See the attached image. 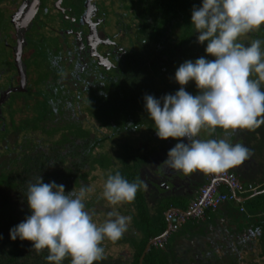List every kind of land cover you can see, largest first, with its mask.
Here are the masks:
<instances>
[{
    "label": "flooded vegetation",
    "instance_id": "af4514ba",
    "mask_svg": "<svg viewBox=\"0 0 264 264\" xmlns=\"http://www.w3.org/2000/svg\"><path fill=\"white\" fill-rule=\"evenodd\" d=\"M194 3L199 7L202 0ZM0 20V179L9 171L19 174L18 189L0 182V195L9 200L10 191L18 194L24 206L20 215L28 209L23 196L29 183L42 177L32 172L57 174L55 183L63 184L67 193L79 190L82 180L77 173H64L79 168L88 173L91 187L95 179L90 178V164L101 144L104 154L124 143L125 132L141 136L154 129L143 97L174 94L180 88L174 79L180 64L202 56L211 59L205 53L207 42L197 43L191 20L169 15L161 22L155 0H39L34 10L29 0H0ZM155 25L157 33L150 36L147 32ZM53 37L58 46L46 41ZM253 39L264 41V25L240 38L246 44ZM184 87L193 95L199 92L193 81ZM28 166L31 175L22 181ZM67 179L78 185L68 186ZM101 201L109 207L101 208V217L109 219L113 206ZM85 209L93 214L92 206L85 204ZM115 210L124 215L120 205ZM170 233L166 222V230L149 240L169 264H180L174 255L184 252V264H264V255H257L260 245H254V252L242 236L236 247L230 241L223 246L221 238V245L210 241L206 252L207 246L198 241L189 251L191 239L176 244Z\"/></svg>",
    "mask_w": 264,
    "mask_h": 264
},
{
    "label": "clouds",
    "instance_id": "9594fccd",
    "mask_svg": "<svg viewBox=\"0 0 264 264\" xmlns=\"http://www.w3.org/2000/svg\"><path fill=\"white\" fill-rule=\"evenodd\" d=\"M264 25V0H202L191 11L196 41L206 43L205 57L186 60L176 69L180 88L157 99L145 95L144 107L161 140L185 138L167 153L161 165L189 175L220 173L243 163L251 151L228 137L236 130L255 131L264 125V41L246 44L240 38ZM193 81L198 94L185 90ZM219 128L224 138H202ZM142 182H129L119 171L107 175L100 197L110 206L131 203ZM94 189L81 186L65 192L63 184L29 183L26 191L31 215L10 229V239L30 241L37 252L47 249L50 264H94L105 259L102 243L119 241L127 232L130 216L113 208L109 219L98 224L85 210Z\"/></svg>",
    "mask_w": 264,
    "mask_h": 264
},
{
    "label": "crops",
    "instance_id": "0c3cea01",
    "mask_svg": "<svg viewBox=\"0 0 264 264\" xmlns=\"http://www.w3.org/2000/svg\"><path fill=\"white\" fill-rule=\"evenodd\" d=\"M154 132L156 131L151 129L150 132L144 133L141 136L125 132L123 137L126 144L123 143V147H125V151L128 154L119 155L118 149L113 151L110 149L109 156L111 160L114 161L115 158L120 159L119 163L118 161L113 162L115 163L114 171H119L123 175L127 171V165L130 166L133 164L136 167L139 182H142L140 196L135 198L131 203L120 205L123 208L124 215L131 217V222L127 232L117 241L119 244H116V255L121 253L123 249L121 255H124V252L127 253L125 255H128L129 251L132 250L131 242L133 239L138 241L146 232L145 227L149 223L145 225V222H142L139 225L142 212L151 223L162 207L167 206V209L162 214L168 226V221L165 217L166 213L170 210L185 211L189 200L194 196L197 188L206 181L204 173L197 171L189 174V180L185 181H189L190 186L184 184L173 189L164 186L166 182L165 178L159 176L158 171L162 169L163 172H172L171 169H165L161 165L167 159L168 139L161 140ZM229 137L230 143H240L250 149L251 156L243 163L228 170L233 171L241 181L252 182L260 186L255 192L238 196L236 201L222 204L215 212L209 213V217L205 221L196 222L189 218L181 226L182 228L179 227L176 231L170 233V238H173L172 240L176 244L181 238L186 242H189L191 239L187 248L188 250L189 248L192 250L189 251H193V247H197L195 242L198 241L199 244L207 246L206 251L210 250V241L214 240L219 242V238L224 239L225 243L223 241V246L230 241L231 246L236 247L237 238L242 236L245 238V244L252 246L254 252L258 250L254 245H260L261 250L259 248V253H257V255H260L262 248H264V125H261L255 131L238 129ZM169 140L171 143L179 141L172 138ZM129 142H139V144L137 147H134ZM111 146L114 148L115 143L113 142ZM124 163L126 165L123 166L122 164ZM123 167L124 170L122 171ZM106 178L107 175L103 178L102 183ZM163 180L164 183L160 186L159 183ZM224 190L227 191L226 189ZM100 194L98 193L97 197H100ZM254 200L255 202H253ZM252 202L256 210H252ZM241 205L244 207V211L239 210ZM257 229H260L257 231L258 234H256L257 239L252 240L251 236H253V233L255 234ZM247 234H249L248 238ZM214 243L216 244L217 242ZM219 243L220 245L222 244L221 242ZM186 256L188 254L185 255V252L183 254L181 253V255H174L176 260H181L183 264Z\"/></svg>",
    "mask_w": 264,
    "mask_h": 264
},
{
    "label": "trees",
    "instance_id": "16d2710c",
    "mask_svg": "<svg viewBox=\"0 0 264 264\" xmlns=\"http://www.w3.org/2000/svg\"><path fill=\"white\" fill-rule=\"evenodd\" d=\"M159 2V9H160V21L164 22L169 20V15H177L179 19H181L183 22L188 23L191 20V10L193 6L195 5V0H155ZM187 31L186 27H184ZM154 29V30H153ZM153 29L151 28V31L147 32L150 36L153 33H157V25L153 26ZM155 33V34H156ZM211 57V56H210ZM214 57H211L212 60ZM152 126L154 127V123H152ZM100 150H102V144L99 147ZM102 151H99L96 153L94 158L91 161L90 168H92V171H95L97 168H94L95 165L98 164L101 170L100 172V183H102L103 178L108 175L110 172L112 174H115L117 172L116 170L112 169L110 166L114 161L108 159L110 150L106 153L102 154ZM106 160H108V165L106 163ZM101 162V163H100ZM123 166L126 165L125 163L122 164ZM40 167H37L39 169ZM30 169L29 166L24 169L23 176L21 177L22 181H25L29 178L31 174H34L35 176H42V182L48 183L49 182H55L57 178V174L47 175V174H41L40 171L37 173L32 172L29 174L27 170ZM124 170V167L122 171ZM77 173V174H76ZM121 173V172H120ZM76 174L77 180L81 179L82 181L88 180V177H86L85 171H80L79 168L75 169V172H66L64 175L67 177L72 176ZM60 175V176H64ZM125 179H127L129 182H139L138 179V173L136 171L135 165H127V171L124 172L122 175ZM7 178L1 177L0 182L4 183L7 186L14 187L18 186V179L19 174L15 171H9L6 174ZM90 178L93 180L95 179V176H90ZM68 186H74L78 185L77 181L74 180L70 181L66 180ZM98 180H95V183L91 185V187L94 189L92 193L88 194V197L91 199L86 200L85 203L87 207H93L94 203L97 202V199H101L100 197H97L98 193L102 192L103 185L96 184ZM23 183V182H21ZM36 183V182H34ZM103 184V183H102ZM258 189V188H257ZM141 189L136 193V197L138 198L140 196ZM103 200V199H101ZM23 201H26V197L23 196ZM104 202V201H103ZM102 202V203H103ZM255 202V200L253 201ZM252 202V210H256L255 207H253ZM257 205V204H256ZM28 206V205H27ZM114 208L116 206H113ZM167 209L166 207H162L158 215L152 220L150 223V220L141 213V222H145V225L149 223L145 229L146 232L142 235L141 238L136 241L133 239L131 242L132 250L129 251L128 255H116V245L113 248H108L107 243L112 244L111 241L105 240L102 243V247H104L105 250V259L102 261L94 262V264H140V257L142 256L145 247L148 243V241L154 237H158L166 230V220L163 216V211ZM102 209H98L95 213H93V221L101 224L105 220L101 217ZM31 215V211L28 207L22 215L16 216L13 214V208L10 204L9 200L5 196L0 195V264H50L46 260V256L48 255L47 249L37 252L35 249H32L31 242L27 240H20L17 238L16 240L10 239V229H12L14 226L22 222L27 216ZM100 218L99 220L94 218ZM194 221V220H193ZM197 222V221H196ZM144 228V227H143ZM154 228V229H153ZM153 229V230H152ZM117 243V241H116ZM264 255V248H262V251L260 253V256ZM62 264H70V258H65V260L62 262ZM142 264H169L167 261L164 252L162 249L155 247L154 245H150L149 249L146 251L143 259Z\"/></svg>",
    "mask_w": 264,
    "mask_h": 264
},
{
    "label": "built area",
    "instance_id": "2783aa9c",
    "mask_svg": "<svg viewBox=\"0 0 264 264\" xmlns=\"http://www.w3.org/2000/svg\"><path fill=\"white\" fill-rule=\"evenodd\" d=\"M259 186L252 182L241 181L230 170L211 173L206 181L197 188L185 211L170 210L166 213L168 232L176 231L189 218L197 222L205 220L209 217V213L215 212L222 204L236 201L238 196L255 192ZM239 210L244 211V207L241 205Z\"/></svg>",
    "mask_w": 264,
    "mask_h": 264
},
{
    "label": "rangeland",
    "instance_id": "374dc122",
    "mask_svg": "<svg viewBox=\"0 0 264 264\" xmlns=\"http://www.w3.org/2000/svg\"><path fill=\"white\" fill-rule=\"evenodd\" d=\"M108 17H109V14H108ZM2 22V20H0V23ZM46 41L47 42H49V43H53L55 46H58V44H59V40H58V38H56V37H53V38H47L46 39ZM9 124H11V120H7V125H9ZM14 124V123H13ZM222 130V129H221ZM223 131V130H222ZM2 131L0 130V137H2ZM169 139H171V138H168V140ZM173 139V138H172ZM125 144H126V142H124ZM129 144L130 145H134V147H137V145L139 144V142H135V143H130L129 142ZM117 145H118V154L119 155H124V154H126V151H125V147H123V143L121 144V143H119V142H117ZM168 146H169V143H168ZM104 148H103V145H102V150H103ZM98 151H101L100 149L99 150H97L96 152H98ZM128 154V153H127ZM111 159V157L109 156L108 157V159ZM109 159V160H110ZM1 161H3L4 163H5V161L3 160V158L1 159ZM114 161L116 162V161H118V163L120 162V159L119 158H115L114 159ZM101 163V162H100ZM106 163H107V165H108V160H106ZM114 164L115 163H112V165L110 166L112 169H114ZM94 168H97L95 171H93V172H91L90 173V176H95V180H98V182L96 183V184H98V185H102V183H100V172H101V170L99 169L100 167L98 166V164L97 165H95L94 166ZM92 169V168H91ZM86 173V177H88V173L87 172H85ZM81 179H79V181H80ZM88 185V182H87V180L86 181H81L80 182V185H79V187L78 188H80L81 186H87ZM9 202H10V204L12 205V208H13V214L14 215H16V216H19L20 215V213H21V210L24 208V206H23V202H22V200H21V198L18 196V194H14L13 192H9ZM100 208H103V210H105V211H108L109 210V207H106L105 206V203L103 202L102 203V201L101 200H97V202H95L94 203V206L92 207V209H91V212L92 213H95L98 209H100ZM86 210V209H85ZM178 263H180V264H183L182 263V261H179Z\"/></svg>",
    "mask_w": 264,
    "mask_h": 264
},
{
    "label": "water",
    "instance_id": "95a60500",
    "mask_svg": "<svg viewBox=\"0 0 264 264\" xmlns=\"http://www.w3.org/2000/svg\"><path fill=\"white\" fill-rule=\"evenodd\" d=\"M30 2V6L32 7V10L35 9V7L39 4V0H34L33 2H31V0H29ZM27 4V7H28V3L27 1L25 2ZM225 132L222 131L221 129L217 128L215 130L214 133H212L211 136L208 135L207 132H202L201 133V137L202 138H224L225 137ZM187 142L185 138H181L178 142ZM169 143V146L167 148V150L169 151L172 147H174V145L177 143H171L170 140L167 141ZM158 175L161 176V177H164L165 178V185L166 187H172V188H176L178 186H182V185H186V186H190L189 185V181L188 182H185L186 180H189L188 179V175H185L183 174L182 172H178V171H175V170H172V172H163L162 169H160V171H158ZM211 173H204V176L208 177V175H210ZM158 185V184H157ZM188 188V187H187ZM187 192L189 193V191L187 190ZM190 194V193H189ZM190 201V200H189ZM179 210V209H177ZM227 233V232H225ZM151 244V241H149V243L147 244L142 256L140 257V264H142V259L146 253V251L149 249V246ZM205 248V247H204Z\"/></svg>",
    "mask_w": 264,
    "mask_h": 264
},
{
    "label": "bare ground",
    "instance_id": "6f19581e",
    "mask_svg": "<svg viewBox=\"0 0 264 264\" xmlns=\"http://www.w3.org/2000/svg\"><path fill=\"white\" fill-rule=\"evenodd\" d=\"M240 198V197H239ZM205 221V220H204Z\"/></svg>",
    "mask_w": 264,
    "mask_h": 264
}]
</instances>
